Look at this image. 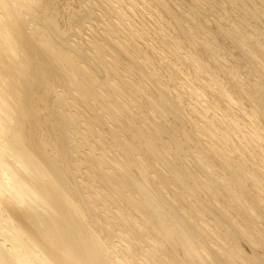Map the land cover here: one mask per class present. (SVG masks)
<instances>
[{"label":"bare ground","instance_id":"6f19581e","mask_svg":"<svg viewBox=\"0 0 264 264\" xmlns=\"http://www.w3.org/2000/svg\"><path fill=\"white\" fill-rule=\"evenodd\" d=\"M259 5L0 0V264H264Z\"/></svg>","mask_w":264,"mask_h":264},{"label":"rangeland","instance_id":"374dc122","mask_svg":"<svg viewBox=\"0 0 264 264\" xmlns=\"http://www.w3.org/2000/svg\"><path fill=\"white\" fill-rule=\"evenodd\" d=\"M116 1H117V0H116ZM248 1H250V0H248ZM255 1H257L258 3L260 2V5H259V6H261V7L264 6V4H263V3H264V2H263L264 0H261V1H259V0H255ZM261 4H262V5H261ZM116 5L118 6L119 3H117ZM263 8H264V7H263ZM259 10H260V9H259ZM95 11H96V10H95ZM97 11H98V12H97ZM97 11H96L97 14L101 13V12H100V8H97ZM101 11H102V9H101ZM260 11H261L262 13H264V10H260ZM102 12H103V11H102ZM231 13H232V14H231V21H232V18H235V19H236V20H235L236 22L241 21V16H239L238 14H236L235 12H233L232 10H231ZM233 13H234V14H233ZM101 14H102V13H101ZM101 14H100V15H101ZM143 15H146V21H147L148 23H150V25L154 26V23H153V22H154V19H153L152 17H149L150 15H147V14H145V13H144ZM215 15H216V16H215ZM234 15H235L236 17H235ZM213 16H214V17H213ZM217 17H218L217 14H213V15H211L210 18H211L213 21H218V20H219V21L221 20V22L223 21L221 18H219L220 15H219L218 19H217ZM103 21H104V20H102V19L100 18L99 21H97V22H96V21L92 22V24H93V23L95 24V25L93 24L94 26H97V27H95V29H96L95 32H97V30H98V31H101V29H102V27H103ZM231 21H230V23H231ZM223 22H225V21H223ZM225 24H226V22L223 23V25H225ZM232 24L234 25V27H235V26H236V28L238 27L234 22H232L231 25H232ZM224 28H225V27H224ZM237 29L239 30V27H238ZM165 31H166V30H165V28H164V29H163V32H164L163 34H166ZM239 31H243V29L241 28ZM166 32H167V31H166ZM87 33H88V34H87ZM86 34H87V35H86ZM89 34H90V35H89ZM92 34H93V33H90L89 31L87 32V30H86V31L84 32L83 37H82L83 42H85L86 44H90V43L92 42V40H95V41H97V42L100 41V40H98V38H96V39H92ZM95 34H96V33H95ZM89 36H90V38H89ZM115 37H117V36H115ZM74 39H75V38H72L71 40H74ZM85 40H88V41H85ZM89 40H90V41H89ZM117 41H119V39H118ZM120 41H121V42H124V39L121 38ZM120 41H119V42H120ZM151 42H152V41H151ZM71 44H74V43H71ZM151 45L153 46V43H151ZM154 47H156V44H154ZM89 51H90V50H89ZM88 53H89V52H88ZM104 57H105V56H104ZM106 57H107V59H108V56H106ZM207 63L209 64V69H210V68H211V64H210L209 62H207ZM133 75H134V74H133ZM133 75H132V76H133ZM108 79H110V78H108ZM111 80H112V81L114 80V81L112 82ZM111 80H108V81H110V83H112L113 85L121 84V83H120L118 80H116L115 78H114V79L112 78ZM118 82H119V83H118ZM116 83H117V84H116ZM121 85H122V84H121ZM124 85H125V84H124ZM122 87H124V86L122 85L121 88H122ZM145 87H147V86H145ZM125 89H126V91H128L127 88H125ZM77 106H78V108H79V105H77ZM188 107H191V105H188ZM78 108H74V110H77ZM189 111H190V110H189ZM138 114H139V113H138ZM139 116L141 117V115H139ZM79 131L82 132L83 129L81 128ZM79 136H80V134H79ZM79 136L77 137V139H79V141H81V140H82V139H81L82 136H81V138H80ZM89 149H90L89 147L85 146L84 149H83V152H89ZM83 152H82V153H83ZM98 155H99V154H98Z\"/></svg>","mask_w":264,"mask_h":264}]
</instances>
